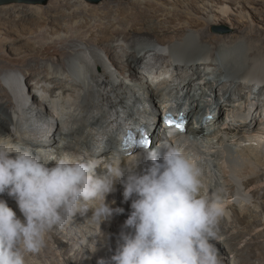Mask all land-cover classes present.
Returning a JSON list of instances; mask_svg holds the SVG:
<instances>
[{
	"label": "bare ground",
	"instance_id": "bare-ground-1",
	"mask_svg": "<svg viewBox=\"0 0 264 264\" xmlns=\"http://www.w3.org/2000/svg\"><path fill=\"white\" fill-rule=\"evenodd\" d=\"M72 1L0 8V137L58 152L104 145L103 156L135 157L123 154L122 134L151 121L154 149L162 140L159 117L184 101L189 132L170 140L190 141L203 157L210 192L223 193L228 215L215 241L223 264H264V0H129L100 8ZM223 26L237 33L217 35ZM153 56L173 62L156 74L141 66ZM42 57L53 63L39 64ZM11 63L26 64L20 71ZM209 66L222 74L205 82ZM205 112L217 116L208 127L197 119ZM0 198L23 219L13 198ZM107 200L124 212L101 225L89 220L93 210L77 215L49 233L29 264H99L110 258L117 246L111 237L122 231L131 200L124 201L119 181ZM229 225L238 235L222 238ZM73 242L81 246L74 252ZM90 244L95 252L81 250ZM37 257L42 262H34Z\"/></svg>",
	"mask_w": 264,
	"mask_h": 264
},
{
	"label": "clouds",
	"instance_id": "clouds-1",
	"mask_svg": "<svg viewBox=\"0 0 264 264\" xmlns=\"http://www.w3.org/2000/svg\"><path fill=\"white\" fill-rule=\"evenodd\" d=\"M105 151L58 152L0 137V196L13 198L23 216L0 198V264H29L50 232L89 210L100 225L123 213L107 200L117 181L131 212L115 253L99 264H223L215 241L226 202L220 190L210 192L190 141L162 139L135 157Z\"/></svg>",
	"mask_w": 264,
	"mask_h": 264
},
{
	"label": "rangeland",
	"instance_id": "rangeland-1",
	"mask_svg": "<svg viewBox=\"0 0 264 264\" xmlns=\"http://www.w3.org/2000/svg\"><path fill=\"white\" fill-rule=\"evenodd\" d=\"M51 1L52 0H50L49 2H48V4L47 5H29V4H19V3H14V4H18V5H25V6H39V7H43V8H47L49 5H50V3H51ZM76 1H79V2H82L83 0H73L71 3H74V2H76ZM128 1L129 0H106V1H103V2H101L100 4H92V3H90L89 1L87 2L88 3V5H91V6H94V7H96V8H100V7H104V5H103V3H107V2H110L111 4V6H113V5H115V6H117V4H119V3H122V4H127L128 3ZM112 3H114V4H112ZM70 5H68L67 7H62L61 8V10H63V11H65L66 9L68 10ZM2 6H0V8H1ZM65 9V10H64ZM66 10V11H67ZM225 33H237V30L236 29H234V28H230V26H223L219 31H218V33H217V35H219V34H225ZM44 44H45V42H44ZM118 45H115V47H117ZM207 46L210 48V51L212 52V54H214L215 53V50H214V45H212L211 43H208L207 44ZM118 49V48H117ZM167 57V56H166ZM166 57H154L153 56V58H152V60H150V58H149V60L147 59V60H145L144 62V64H142L141 66L142 67H145V69H147V67L150 69L151 68V70L150 71H155V73L157 74V73H159L160 75H161V73L162 72H165L166 70H167V65H166V63L168 64V63H172L173 61H171L170 59H167ZM170 60V61H169ZM37 61H38V63L39 64H42V63H46V62H49V63H53V58H51V57H42V58H39V59H37ZM148 62V63H147ZM30 63H31V61H30ZM32 63H36V60L35 61H32ZM203 62H200V63H198V64H202ZM206 63V62H205ZM5 64V63H4ZM26 63H11V65H10V68H14V69H16V70H20V69H22L23 68V65H25ZM147 64H150V65H148L147 66ZM6 65V64H5ZM125 65H127L126 63H125ZM198 66L199 65H197V68H198ZM159 68V69H158ZM163 68H165V69H163ZM196 68V70H198ZM143 69V68H142ZM208 70H206V72H205V82L207 81H209V82H212V81H210V79L212 80V79H215L218 75V77H221V71L219 70V69H216L214 66H209V68H207ZM161 72H160V71ZM201 70H203V68L201 69ZM21 71V70H20ZM36 75H32V77L31 78H28L29 80H31L32 78H34ZM128 76V75H127ZM154 77V76H153ZM157 77V76H156ZM217 77V78H218ZM228 79H230L229 77H228ZM156 80V79H155ZM199 82H201L200 80H198ZM151 83H152V81H151ZM243 93H247V91H244L243 90ZM220 94H223V92L222 91H220ZM38 98L40 97V96H37ZM3 97H0V102H1V99H2ZM264 106L262 105V108H263ZM261 113H262V110H261ZM75 227V229L73 230V231H75V232H78V229H77V225H75V223H73V228ZM117 230H120V228L119 227H117L116 228ZM228 231H223V234H224V236L222 237V238H226L227 236L228 237H231L232 235H238V230L237 229H234L231 225H229L228 226V229H227ZM96 233V234H95ZM80 234V233H79ZM91 236L93 237V238H97V232H94L93 234H91ZM115 237V238H114ZM112 239H114L112 242L115 244V245H117V243H118V240H119V236L117 235H113L112 237H111ZM251 237L250 236H248L247 237V239H250ZM62 239H63V241L64 242H69L70 240H69V238L68 237H66V236H63L62 237ZM73 243H75V245H73L72 246V248L70 249L71 251H76L77 249H79V248H81V246L80 245H77V243L76 242H73ZM92 244H90V246L88 247V249L86 248V249H81V250H84L85 251V253H88V251L90 250V249H92V246H91ZM246 245V240L243 242V243H241L239 246H238V248L239 249H242L244 246ZM261 245L262 246H264V241H261ZM93 246H96L95 244L93 245ZM117 247V246H116ZM218 247V246H217ZM58 248V247H57ZM57 248L55 247V250H57ZM72 255V254H71ZM83 256V255H82ZM233 256V255H232ZM232 256H230V257H227L226 259H227V262L228 261H231V259H232ZM86 257L87 256H85V258L84 259H86ZM34 260V262H37V261H41L42 262V259H38V257L36 258V259H33ZM73 262L75 263V264H80V261H78V260H76V259H74L73 260ZM254 262H255V264H260L259 262V260H254Z\"/></svg>",
	"mask_w": 264,
	"mask_h": 264
},
{
	"label": "snow or ice",
	"instance_id": "snow-or-ice-1",
	"mask_svg": "<svg viewBox=\"0 0 264 264\" xmlns=\"http://www.w3.org/2000/svg\"><path fill=\"white\" fill-rule=\"evenodd\" d=\"M165 123L169 126H175L181 132H183L185 129V120L183 119L182 113H181V117L179 120L173 119L170 115L166 116L165 117ZM125 144L126 145L139 144L142 148H148V146L150 144V140L148 138V135L145 133L144 137L137 141L134 139L133 133L129 132L127 139L125 140Z\"/></svg>",
	"mask_w": 264,
	"mask_h": 264
},
{
	"label": "water",
	"instance_id": "water-1",
	"mask_svg": "<svg viewBox=\"0 0 264 264\" xmlns=\"http://www.w3.org/2000/svg\"><path fill=\"white\" fill-rule=\"evenodd\" d=\"M49 1L50 0H0V6L14 4V3L29 4V5L30 4L31 5H47ZM87 1H89L92 4H100L101 2L106 1V0H87ZM154 145L155 144H153V146Z\"/></svg>",
	"mask_w": 264,
	"mask_h": 264
}]
</instances>
